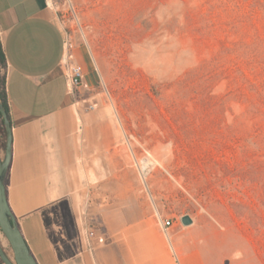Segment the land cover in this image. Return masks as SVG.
<instances>
[{
    "label": "rangeland",
    "instance_id": "374dc122",
    "mask_svg": "<svg viewBox=\"0 0 264 264\" xmlns=\"http://www.w3.org/2000/svg\"><path fill=\"white\" fill-rule=\"evenodd\" d=\"M53 9L75 63L80 51L96 76L71 94L109 144L111 204L99 207L111 209V227L142 224L170 249L176 238L195 244L205 264H264V0H56ZM5 77L0 61V93ZM0 241L13 259L1 231Z\"/></svg>",
    "mask_w": 264,
    "mask_h": 264
},
{
    "label": "crops",
    "instance_id": "0c3cea01",
    "mask_svg": "<svg viewBox=\"0 0 264 264\" xmlns=\"http://www.w3.org/2000/svg\"><path fill=\"white\" fill-rule=\"evenodd\" d=\"M51 6L49 0H0L12 132L6 197L30 253L37 264H205L195 244L176 238L170 249L159 231L142 224L113 228L111 209L101 211L99 205L111 204L109 144L98 116L79 110L68 89L65 35ZM76 65L93 86L96 76L80 51ZM94 218L103 232L91 225ZM90 229L106 240L120 237L95 245L91 254L84 241Z\"/></svg>",
    "mask_w": 264,
    "mask_h": 264
},
{
    "label": "water",
    "instance_id": "95a60500",
    "mask_svg": "<svg viewBox=\"0 0 264 264\" xmlns=\"http://www.w3.org/2000/svg\"><path fill=\"white\" fill-rule=\"evenodd\" d=\"M0 123L3 124L6 132L4 155L3 157L0 155V231L7 239L13 252V259H11L5 253L0 241V260L3 264H37L7 202L5 178L12 156V132L7 112L1 102ZM181 222L187 226L191 225L193 221L189 216H184L181 218Z\"/></svg>",
    "mask_w": 264,
    "mask_h": 264
},
{
    "label": "built area",
    "instance_id": "2783aa9c",
    "mask_svg": "<svg viewBox=\"0 0 264 264\" xmlns=\"http://www.w3.org/2000/svg\"><path fill=\"white\" fill-rule=\"evenodd\" d=\"M49 1H51L54 6L56 0ZM64 50L65 54L63 59V68L65 70L69 91L72 92L76 88L88 89V85L84 80V73L75 63L74 45L71 40L65 38ZM7 104L8 103L6 98V105ZM95 107L96 105L94 104L89 105L88 109L93 110ZM161 218L162 217L159 216L161 227L164 231H167L172 226V222L169 219L162 220ZM84 239L87 250L91 254L94 250L95 245H104L106 243V237L102 234L97 233L94 229L87 230Z\"/></svg>",
    "mask_w": 264,
    "mask_h": 264
},
{
    "label": "trees",
    "instance_id": "16d2710c",
    "mask_svg": "<svg viewBox=\"0 0 264 264\" xmlns=\"http://www.w3.org/2000/svg\"><path fill=\"white\" fill-rule=\"evenodd\" d=\"M0 61L3 64H5V59H4V55H3V51H2L1 44H0ZM0 102L2 103V105H3V107L6 110L7 115H8V107L6 105V93H5V89L0 93ZM8 118H9V116H8ZM5 139H6L5 128H4L3 124L0 123V149H4V147H5ZM1 263H2V261H1Z\"/></svg>",
    "mask_w": 264,
    "mask_h": 264
},
{
    "label": "bare ground",
    "instance_id": "6f19581e",
    "mask_svg": "<svg viewBox=\"0 0 264 264\" xmlns=\"http://www.w3.org/2000/svg\"><path fill=\"white\" fill-rule=\"evenodd\" d=\"M49 4L53 5V4L51 3V1H49Z\"/></svg>",
    "mask_w": 264,
    "mask_h": 264
}]
</instances>
